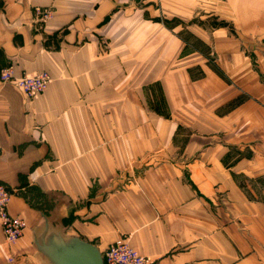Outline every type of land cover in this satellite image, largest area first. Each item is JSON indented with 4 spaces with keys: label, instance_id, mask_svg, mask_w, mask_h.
Returning <instances> with one entry per match:
<instances>
[{
    "label": "crops",
    "instance_id": "1",
    "mask_svg": "<svg viewBox=\"0 0 264 264\" xmlns=\"http://www.w3.org/2000/svg\"><path fill=\"white\" fill-rule=\"evenodd\" d=\"M190 1L264 3L0 0V69L52 79L31 98L0 81V183L27 224L13 251L0 223V264H48L45 223L101 251L126 237L147 264H264V54L221 23L211 60L145 16Z\"/></svg>",
    "mask_w": 264,
    "mask_h": 264
},
{
    "label": "rangeland",
    "instance_id": "2",
    "mask_svg": "<svg viewBox=\"0 0 264 264\" xmlns=\"http://www.w3.org/2000/svg\"><path fill=\"white\" fill-rule=\"evenodd\" d=\"M136 5L137 7H141L140 10L144 13V8L147 5L142 3ZM171 5L173 4L168 2L164 4L165 8H169ZM174 5H178L175 8V11L179 14H183V16L171 17L172 14L161 9L162 4L160 3L154 4L153 7H149L145 16L159 17L166 20L167 25L173 28V31L181 36V38L189 45V50H193V48L196 47L197 50H203L209 55L211 60H215L216 54L214 55L213 52H210L211 49L203 47V45L205 43L206 45H211L210 43L213 42L212 34L214 30L217 28V25L222 23V25H225V28L231 32L235 38H238L240 41V49L245 55L253 60L252 62L257 63L256 60L258 57L264 54V3L259 1L255 6L253 4L245 6L238 3L236 5V11L232 13L228 9L229 5H216L207 1L202 4L190 1L186 4L180 3ZM216 6H218V8H216L218 10L215 9ZM181 7H185L184 11ZM216 13H219L220 15ZM142 23L143 30L151 27H160L162 25V23H160L154 26L150 22L147 23L143 21V19ZM126 26L127 28H131L133 24L127 22ZM151 92L153 96L156 94V96L158 95L160 97L158 87L151 88ZM188 132L189 131H183V134L187 135ZM181 133L182 132H180V134ZM184 135L183 137L188 138L189 134L187 136ZM243 181H245V177L240 176V186H243ZM17 241L9 246V248L13 247V251L17 245ZM21 257L22 255L14 252L8 257L7 264H22Z\"/></svg>",
    "mask_w": 264,
    "mask_h": 264
},
{
    "label": "built area",
    "instance_id": "3",
    "mask_svg": "<svg viewBox=\"0 0 264 264\" xmlns=\"http://www.w3.org/2000/svg\"><path fill=\"white\" fill-rule=\"evenodd\" d=\"M50 11H43L42 17H49ZM0 81L11 82L29 98L42 93L51 81L50 74L46 70H40L33 74L23 73L15 76L12 67L0 69ZM14 191L0 183V223L7 245L15 243L24 233L27 226L24 219L12 215L8 211V205ZM104 264H147L145 258L133 248L126 237H120L111 242L101 251Z\"/></svg>",
    "mask_w": 264,
    "mask_h": 264
},
{
    "label": "water",
    "instance_id": "4",
    "mask_svg": "<svg viewBox=\"0 0 264 264\" xmlns=\"http://www.w3.org/2000/svg\"><path fill=\"white\" fill-rule=\"evenodd\" d=\"M34 244L48 264H104L101 250L76 235L64 236L45 223L34 234Z\"/></svg>",
    "mask_w": 264,
    "mask_h": 264
},
{
    "label": "bare ground",
    "instance_id": "5",
    "mask_svg": "<svg viewBox=\"0 0 264 264\" xmlns=\"http://www.w3.org/2000/svg\"><path fill=\"white\" fill-rule=\"evenodd\" d=\"M52 80V79H51ZM45 92V91H44ZM66 232V231H65Z\"/></svg>",
    "mask_w": 264,
    "mask_h": 264
}]
</instances>
